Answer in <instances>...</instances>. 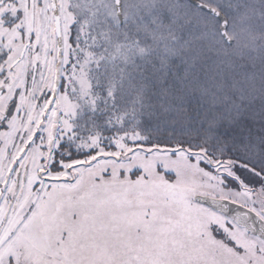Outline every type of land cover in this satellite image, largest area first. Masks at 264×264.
<instances>
[{
    "label": "snow or ice",
    "instance_id": "6c2138e0",
    "mask_svg": "<svg viewBox=\"0 0 264 264\" xmlns=\"http://www.w3.org/2000/svg\"><path fill=\"white\" fill-rule=\"evenodd\" d=\"M0 264H264V0H0Z\"/></svg>",
    "mask_w": 264,
    "mask_h": 264
}]
</instances>
